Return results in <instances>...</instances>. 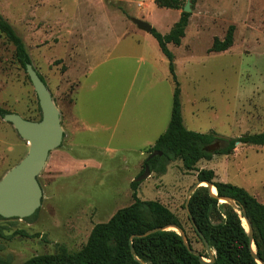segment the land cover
Wrapping results in <instances>:
<instances>
[{"label": "rangeland", "instance_id": "1", "mask_svg": "<svg viewBox=\"0 0 264 264\" xmlns=\"http://www.w3.org/2000/svg\"><path fill=\"white\" fill-rule=\"evenodd\" d=\"M182 4L175 10L154 0H0V13L25 43L64 129L61 147L38 177L43 189L38 215L0 220V258L23 264L63 249L79 252L95 225L133 203L131 183L142 176L148 150L168 128L175 88L169 60L135 20L166 35L190 7L181 45L169 46L188 130L215 132L221 139L264 131V0ZM231 26L233 46L212 52ZM0 107L41 120L34 87L1 33ZM28 151V143L0 116V181ZM197 169L213 170L215 181L243 187L264 204V146L238 144L232 155L201 161ZM197 183V172L176 161L165 175L151 172L139 182L138 196L176 214L188 244L209 262L187 211ZM253 250L257 253L255 244Z\"/></svg>", "mask_w": 264, "mask_h": 264}, {"label": "trees", "instance_id": "2", "mask_svg": "<svg viewBox=\"0 0 264 264\" xmlns=\"http://www.w3.org/2000/svg\"><path fill=\"white\" fill-rule=\"evenodd\" d=\"M154 1L160 8H184L182 0ZM197 1L190 0L192 6ZM190 17L191 13L183 11L179 21L166 35L154 28L151 31L161 52L169 60V72L175 88L169 126L148 150L149 156L153 152H161L162 155L149 161L147 158L141 174L144 173L145 167L149 166L151 172L165 175L168 166L176 161L183 163L185 171L197 172V182L212 184L218 195V198H215L208 188L199 187L191 195L188 205L189 220L195 236L203 243L199 231L215 252V261L212 264H259L253 256L250 237L242 223L244 217L248 219L253 230L257 257L264 263V204L243 187L215 181L213 170L197 169L201 161H212L214 157L232 155L238 144L264 146V131L238 138L221 139L215 132L204 134L185 127L175 57L168 45H181ZM234 30L235 27L231 26L223 41L216 39L212 52L229 50L234 43ZM0 33L14 46L17 60L26 71V66L32 64V61L25 43L1 13ZM40 77L45 82L41 75ZM6 114L10 112L0 107V116ZM139 185L135 181L131 183L133 203L118 210L108 222L95 225L81 251L69 253L63 249L60 253L35 256L23 264H203L198 256L190 252L179 234L162 230L171 226L185 230L177 215L160 202L140 199ZM220 199L233 200L245 214H238L229 204L221 203ZM38 213L39 210L26 220H33ZM0 220L7 219L0 216ZM190 244V248H193L191 242ZM202 257L208 259L206 255ZM0 264L15 263L10 258H0Z\"/></svg>", "mask_w": 264, "mask_h": 264}, {"label": "water", "instance_id": "3", "mask_svg": "<svg viewBox=\"0 0 264 264\" xmlns=\"http://www.w3.org/2000/svg\"><path fill=\"white\" fill-rule=\"evenodd\" d=\"M190 11V7H185L184 12L190 13ZM134 22L138 25L140 30L151 34L153 29L151 25L140 20H135ZM26 73L34 87L35 93L37 94L42 117L40 121L34 122L26 120L20 115L14 113L3 116V120L13 125L18 135L29 145L28 155L17 166L12 168L0 181V216L4 219H27L32 217L42 207L43 189L38 177L47 165L50 154L59 149L64 140V129L61 124L60 111L56 107L46 83L41 79L32 64L26 66ZM161 155V152H153L148 157V161ZM150 174V167L146 166L142 176L136 179L135 182H141L149 177ZM199 187L208 188L210 194L213 197L218 198L217 190L216 194L213 193V189L216 188L208 182H198L192 194ZM191 195L187 202L188 214V205ZM220 200L221 203L233 204L236 207L235 210L239 211L240 215L245 214L243 210L238 209L233 200ZM242 219L248 227V229H245L250 237L253 256L259 264H264L258 259L257 253L253 250L254 241L251 224L246 217ZM169 228H175L178 231L174 232L182 237L184 244L188 247L190 252L195 256H198L203 264H212L215 261V257L212 255V249L198 230L197 231L203 239V243L206 246L207 253L210 257L209 262L205 261L198 251L190 248L183 230L176 226H171L162 230L173 231L169 230Z\"/></svg>", "mask_w": 264, "mask_h": 264}, {"label": "bare ground", "instance_id": "4", "mask_svg": "<svg viewBox=\"0 0 264 264\" xmlns=\"http://www.w3.org/2000/svg\"><path fill=\"white\" fill-rule=\"evenodd\" d=\"M213 193L216 194V189H213Z\"/></svg>", "mask_w": 264, "mask_h": 264}, {"label": "crops", "instance_id": "5", "mask_svg": "<svg viewBox=\"0 0 264 264\" xmlns=\"http://www.w3.org/2000/svg\"><path fill=\"white\" fill-rule=\"evenodd\" d=\"M170 45H173V44H169L168 47H169ZM170 120H171V119H170ZM169 123H170V122H169ZM168 126H169V125H168Z\"/></svg>", "mask_w": 264, "mask_h": 264}]
</instances>
